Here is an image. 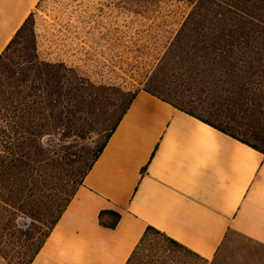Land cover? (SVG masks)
Wrapping results in <instances>:
<instances>
[{
	"label": "trees",
	"instance_id": "obj_1",
	"mask_svg": "<svg viewBox=\"0 0 264 264\" xmlns=\"http://www.w3.org/2000/svg\"><path fill=\"white\" fill-rule=\"evenodd\" d=\"M102 69L138 87L95 84ZM140 91L264 155V0H40L0 54L3 260L22 237L31 264ZM98 100L97 140L63 174L50 147L70 150ZM120 219L99 213L110 230ZM150 232L188 251L149 227L127 264Z\"/></svg>",
	"mask_w": 264,
	"mask_h": 264
},
{
	"label": "crops",
	"instance_id": "obj_2",
	"mask_svg": "<svg viewBox=\"0 0 264 264\" xmlns=\"http://www.w3.org/2000/svg\"><path fill=\"white\" fill-rule=\"evenodd\" d=\"M39 1L0 0V54ZM149 227L208 264L264 246V155L140 91L31 264H127Z\"/></svg>",
	"mask_w": 264,
	"mask_h": 264
},
{
	"label": "rangeland",
	"instance_id": "obj_3",
	"mask_svg": "<svg viewBox=\"0 0 264 264\" xmlns=\"http://www.w3.org/2000/svg\"><path fill=\"white\" fill-rule=\"evenodd\" d=\"M115 75L108 70H103L97 75L92 74V81L95 84H102L107 87H116L125 91H134L138 85H135L133 81L117 70ZM133 85V87L131 86ZM111 94V96H109ZM113 97L112 92L104 93L103 97L108 99ZM102 98V96H100ZM96 110L91 114L84 116L78 123V126L82 128L81 136L79 138H72L67 142L71 143L73 147L70 150H65L63 147H50L54 152L52 157L60 162L61 173L65 174L67 168L65 164L72 161L75 156L78 155L83 145L91 143L97 140L98 127V103H102V100L96 102ZM97 129V130H96ZM50 139H46V141ZM48 144V142H46ZM63 146V144H61ZM60 145V146H61ZM29 223V220L20 218L18 224L21 228L25 227ZM29 244L25 242L24 238L12 240V245L7 248L10 256V261L7 262L0 257V264H23L27 260L29 255ZM147 250L143 257L137 263L134 264H208L201 261L196 256L188 251H185L179 247L170 244L163 236L148 233L147 241L145 244ZM210 264H264V246L251 241L240 235H231L230 238L220 248L217 258Z\"/></svg>",
	"mask_w": 264,
	"mask_h": 264
}]
</instances>
